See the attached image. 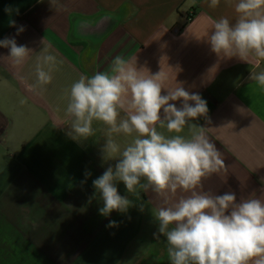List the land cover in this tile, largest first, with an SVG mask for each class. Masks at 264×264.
Masks as SVG:
<instances>
[{"label": "crops", "instance_id": "obj_1", "mask_svg": "<svg viewBox=\"0 0 264 264\" xmlns=\"http://www.w3.org/2000/svg\"><path fill=\"white\" fill-rule=\"evenodd\" d=\"M238 2L0 0V40L15 37L32 50L14 66L0 47V264H170L166 238L153 236L163 197L149 189L137 199L118 182L131 206L100 215L99 195L89 201L92 181L117 162L101 158L103 125L94 122L96 135L82 143L66 135L65 90L82 74L110 70L116 56L146 76L162 71L165 87L182 84L207 102L206 116L191 123L206 128L225 169L204 178L201 191L264 200V87L249 79L264 71V59L218 56L207 40L214 21L235 23ZM44 48L57 68L44 91L32 90ZM189 194L178 189L169 203ZM109 221L118 227H106Z\"/></svg>", "mask_w": 264, "mask_h": 264}, {"label": "clouds", "instance_id": "obj_2", "mask_svg": "<svg viewBox=\"0 0 264 264\" xmlns=\"http://www.w3.org/2000/svg\"><path fill=\"white\" fill-rule=\"evenodd\" d=\"M219 2L210 0L209 7ZM235 11V23L225 17L213 22L207 36L211 50L245 62L250 56L264 59V0H239ZM24 30L19 27L16 35ZM0 47L9 49L14 66L23 65L32 52L15 37L0 40ZM57 64L56 56L44 48L36 57L31 89L44 91ZM166 79L162 71L146 76L134 62L116 56L110 70L82 74L65 90L66 135L82 143L96 135L93 123L99 122L105 137L101 158L117 161L92 181L96 191L89 201L98 194L103 201L99 214L108 217L113 211L126 213L132 204L118 193V182L137 199L140 191L151 189L164 199L165 206L154 212L158 229L153 236L166 238L170 264H264V200L237 202L232 192L209 195L200 190L204 178L225 169L206 128L191 123L206 116L207 102L182 84L165 87ZM249 79L264 87V71L251 72ZM176 101H182L179 107ZM84 175L87 179L91 172ZM178 189L190 194L170 204L169 194ZM106 227L118 224L109 221Z\"/></svg>", "mask_w": 264, "mask_h": 264}]
</instances>
